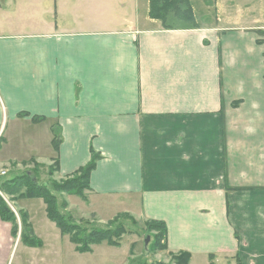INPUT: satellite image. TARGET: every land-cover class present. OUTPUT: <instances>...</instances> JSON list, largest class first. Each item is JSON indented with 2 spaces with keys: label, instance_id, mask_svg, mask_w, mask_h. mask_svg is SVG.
Listing matches in <instances>:
<instances>
[{
  "label": "crops",
  "instance_id": "1",
  "mask_svg": "<svg viewBox=\"0 0 264 264\" xmlns=\"http://www.w3.org/2000/svg\"><path fill=\"white\" fill-rule=\"evenodd\" d=\"M131 1L135 20L99 8L123 11L125 0H0V29H36L0 33V131L35 117L51 135L38 154L0 157V167L34 160L47 171L57 159L54 179L64 180L92 150L85 200L60 197L76 221L162 222L167 264L182 252L188 264H264V0H214L201 21L189 0L196 28L171 30L149 18V0L142 18ZM53 225L52 241L70 242ZM20 245L16 264L46 256L0 219V264H14Z\"/></svg>",
  "mask_w": 264,
  "mask_h": 264
},
{
  "label": "rangeland",
  "instance_id": "2",
  "mask_svg": "<svg viewBox=\"0 0 264 264\" xmlns=\"http://www.w3.org/2000/svg\"><path fill=\"white\" fill-rule=\"evenodd\" d=\"M125 1H126L124 3L125 10L123 11L121 10L122 12L118 10L116 5H112V4L110 5V3L107 5L106 9L100 6L99 8H101L102 13L104 14L114 15V16H119L120 14H122L127 19L135 20L136 4L135 3L132 4V1L130 2V0H125ZM213 1L214 0H210L209 4L204 5V2L202 3L200 1L193 0V6L195 8V12L200 21L203 19V17L211 16L212 11H211V8L208 10V6L213 5L212 3ZM146 2L147 0H140L139 2L138 16H140L141 18L146 14ZM18 4H19V13L25 12L24 6L26 2H20ZM244 5L251 6L250 3H244ZM253 5L260 6L261 1H257L253 3ZM259 8H260V13H258L259 15L257 16V18L260 22H262L264 20V11L262 12L264 6L261 5ZM99 14H100V10H99ZM231 15H234V12H232ZM194 17H195V14H194ZM207 19L208 18H204V20H207ZM227 20H228V17H224V21H227ZM2 21L3 22L5 21L4 18H2ZM210 21L212 22L214 21V19L210 18ZM169 23L171 24L172 27L182 25L178 21H176L174 17H173L172 22L169 21ZM161 26L162 28H164L162 24ZM34 30L36 29H0V33H13V32L21 33V32H30ZM50 136H51L50 131L46 127L36 126L35 124L32 123L29 126L23 125L19 129L18 127H15L14 124L9 122L7 123V126H3V130L0 131L1 141L3 142H5V140L8 141L4 149H3L4 143L0 142V157L5 158L9 154H13L16 158L25 159L32 153L38 154L39 151L41 152V145H43V142L45 140H47L48 138L50 139ZM32 169L33 171L34 170L37 171L36 174L34 173L35 178H36L35 180L37 181V183L48 186L50 181L52 180L58 181V182L62 181V180L54 179V176H52V180H51L49 175L47 174L48 170L44 171L40 164L36 162H34L33 164H30L29 161H27L26 164L19 165L16 163H11L9 166L0 167V179L2 177L8 176L9 174H14V173L20 174V173H24V171H28ZM62 195L58 197V204H61L62 202L66 203L65 200H62L60 198ZM3 197L7 201L11 210L15 213V216L18 220L19 237H20V222H19L20 219L19 218L21 215L20 214L21 211L15 212L13 210L14 205H15L14 202L17 205L23 204L27 206L28 210L30 209L29 219H30V222L32 223V224L30 223L32 232H33V227L35 225L37 230L43 232V234L46 237L47 235H49V242H48V239L47 241H44L36 236L41 241V245L38 247V249L42 250V253L46 254V256L38 259L37 261L30 258L28 264H137L139 260L137 262L135 261L139 259L140 257H142L143 255L144 257L140 258V260H144L147 263L162 262V263L167 264L169 262L166 254L164 255L160 253V252H166V251H158V250L153 251L152 250L151 248L152 238L147 234L144 225H138L136 222H133L127 218L120 219L119 221L116 220V222L112 224L109 223L110 222L109 221L108 223L101 225V224H97L95 222H90V221H76L71 216V214H68L72 217L73 221L80 226L85 227V225L86 226L88 225L90 226V229L97 228V227L105 229L106 227H109L110 225L111 226L114 225V227L117 225H120L124 229V234H122L121 238L118 240L119 242L118 246L108 245L107 242L104 241L99 244H96L95 246H92L91 251L86 252V253L78 252L76 250V246L73 243L67 242L64 240L63 242H61V246H57V244L52 241V237H51L52 232L47 228V225L48 226L53 225L54 223L51 220H49L46 214H45V218L47 217L46 219L48 220L44 221L42 217L43 208L45 205L42 199L33 198V199L18 200V199H15L13 196H7L6 194H3ZM66 205L68 206L67 203ZM73 211L74 213H77L75 210ZM72 215L74 217L78 216L77 214L76 215L72 214ZM53 229H54V233L59 232L62 236H67V235H63L58 228L57 230L55 228ZM147 237H149V242L147 245H145V240ZM148 248L150 249L149 252H147ZM24 249L25 247H23L22 245L18 247V250L16 253L17 256H16L14 264H16V262L18 261V258L21 257ZM171 262L172 261L170 259L169 264H171Z\"/></svg>",
  "mask_w": 264,
  "mask_h": 264
},
{
  "label": "trees",
  "instance_id": "3",
  "mask_svg": "<svg viewBox=\"0 0 264 264\" xmlns=\"http://www.w3.org/2000/svg\"><path fill=\"white\" fill-rule=\"evenodd\" d=\"M173 17L182 25L172 27L169 21L172 22ZM149 18L161 22L164 29H194L196 28L195 17L189 0H149ZM19 117L28 116L26 113H20ZM44 119L33 117L32 122H41ZM52 132V148L55 153H58L59 146L62 142L61 132L59 128L53 126ZM0 142L2 143L3 141ZM99 155L91 150V159L86 166L78 170L73 176L62 181L52 180V176L58 172V160L55 159L53 164L48 167L47 174L49 175V185L37 183L35 175L37 171L28 170L24 173L9 174L8 178L0 179V219L3 222L11 224L12 236L16 238L19 232L18 220L15 213L9 207L3 194L13 196L15 199H33L40 198L43 200L46 207V215L63 235L69 236V240L76 246L78 252H90L92 246L101 242H107L108 245L118 246V240L124 234V229L117 225L109 226L105 229L97 227L90 229V226H80L75 223L72 217L64 213L67 208L66 203L58 204L60 195L77 196L85 200V193L90 190V177L95 169ZM35 161H29L33 164ZM27 162L23 163L26 164ZM35 180V182H34ZM20 242L27 247L38 248L41 241L33 234L28 215L20 213ZM127 218L135 222L126 215H119L109 223H114L120 219ZM147 234L152 238L151 248L153 251H167V230L162 222L150 221L144 224ZM150 249L148 248L147 252ZM172 264H188L190 254L186 252L171 254ZM144 255L140 258H143ZM137 259V264H165L162 262L147 263L144 260Z\"/></svg>",
  "mask_w": 264,
  "mask_h": 264
},
{
  "label": "water",
  "instance_id": "4",
  "mask_svg": "<svg viewBox=\"0 0 264 264\" xmlns=\"http://www.w3.org/2000/svg\"><path fill=\"white\" fill-rule=\"evenodd\" d=\"M34 182H35V180H34ZM148 242H149V237L146 238V240H145V245H147Z\"/></svg>",
  "mask_w": 264,
  "mask_h": 264
}]
</instances>
